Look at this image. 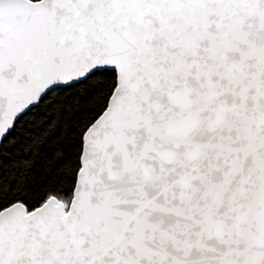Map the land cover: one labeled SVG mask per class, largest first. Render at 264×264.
Segmentation results:
<instances>
[{"label": "snow or ice", "instance_id": "obj_1", "mask_svg": "<svg viewBox=\"0 0 264 264\" xmlns=\"http://www.w3.org/2000/svg\"><path fill=\"white\" fill-rule=\"evenodd\" d=\"M0 264H264V0H0Z\"/></svg>", "mask_w": 264, "mask_h": 264}]
</instances>
